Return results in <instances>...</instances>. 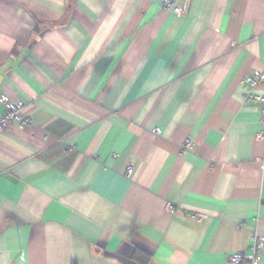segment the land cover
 Returning <instances> with one entry per match:
<instances>
[{
  "label": "crops",
  "instance_id": "1",
  "mask_svg": "<svg viewBox=\"0 0 264 264\" xmlns=\"http://www.w3.org/2000/svg\"><path fill=\"white\" fill-rule=\"evenodd\" d=\"M162 3L0 0V264H264V0Z\"/></svg>",
  "mask_w": 264,
  "mask_h": 264
},
{
  "label": "built area",
  "instance_id": "2",
  "mask_svg": "<svg viewBox=\"0 0 264 264\" xmlns=\"http://www.w3.org/2000/svg\"><path fill=\"white\" fill-rule=\"evenodd\" d=\"M163 9L165 11L179 14L181 8L178 0H163ZM240 85L244 89V102H255L259 105L260 119L264 122V69H253L243 74L240 78ZM0 105L3 112L0 113V133L8 124H17L20 127H26L30 124L29 115L24 112V104L21 100L12 101L5 95L0 96ZM261 132L257 137H262ZM132 168L128 167L126 174L129 175ZM262 250V238L256 233H251V244L247 251H236L229 256V261L233 264H260Z\"/></svg>",
  "mask_w": 264,
  "mask_h": 264
}]
</instances>
